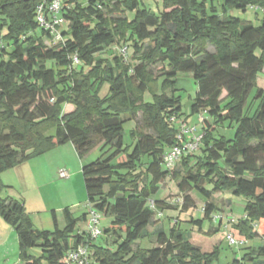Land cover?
Wrapping results in <instances>:
<instances>
[{
  "label": "trees",
  "instance_id": "1",
  "mask_svg": "<svg viewBox=\"0 0 264 264\" xmlns=\"http://www.w3.org/2000/svg\"><path fill=\"white\" fill-rule=\"evenodd\" d=\"M142 1L62 0V41L50 43L35 19L40 0H0V175L72 145L86 202L111 219L104 242L88 243L93 264H213L217 249L192 245L177 219L168 232L157 226L156 214L176 208L152 196L168 177L183 196L181 212L194 206L191 192L206 200L231 192L246 199L234 227L261 236L263 244L230 264H264V91L253 96L255 110L244 113L264 69V0H162L158 14ZM234 10L261 11L262 19L254 26ZM117 45L123 47L117 55L103 58ZM157 65L159 75L151 70ZM180 73L196 85L190 114L205 115L203 137L196 152L167 170L163 155L183 146L171 121L183 116L175 95ZM127 121L135 122L132 146L123 141ZM224 124L234 126L230 139L213 134ZM93 149L99 156L85 162ZM214 211L207 202L203 220L211 222ZM63 214V229L52 212L53 230H39L23 203L0 198V218L18 235L19 264H68V252L86 241L76 229L86 212ZM190 223L206 235L218 230ZM148 237L156 246L137 244Z\"/></svg>",
  "mask_w": 264,
  "mask_h": 264
},
{
  "label": "rangeland",
  "instance_id": "2",
  "mask_svg": "<svg viewBox=\"0 0 264 264\" xmlns=\"http://www.w3.org/2000/svg\"><path fill=\"white\" fill-rule=\"evenodd\" d=\"M141 6L158 14L162 10V0H143ZM230 14L235 17L250 20L254 26H257L262 19L261 11L242 13L234 10ZM126 16L132 18L133 13H127ZM36 33L39 35V31ZM122 48L119 45L112 46L102 56L103 58H110L111 56L117 55ZM160 68L161 65H157L151 67V70L155 75H159ZM176 88L175 95L180 98L181 113L183 116L177 119L175 126L178 128V125L183 122L190 127H196L198 132H201L202 125L204 126L201 119L205 115L190 114V104L196 91V85L191 75L186 73L178 74ZM259 89L264 91V69L258 75L256 88L248 99L244 113H252L255 110L257 103L255 104L253 96ZM107 90L108 87L104 86L100 95L103 96L106 94ZM150 98L148 94L144 96L145 101H149ZM70 109V107H67L66 111ZM141 121L139 116L136 123L142 125ZM209 121L210 124H213L212 120ZM134 128V121L124 123L123 141L125 145H133L134 141L131 139L130 133ZM213 134L215 136L222 135L230 139L234 135V126L229 128L224 124L223 126L217 127ZM61 150L60 153L47 155L43 161L36 158L28 162L27 165L22 167H19L21 165L15 166L14 169H10L0 175V180L5 186V189L0 193V198H9L23 203L26 211L31 213L29 216L34 227L39 230H53L52 212H54L58 228L63 229L65 226L63 210L65 208L69 209L74 218H80L83 211L86 210V193L81 177L80 161L77 159L78 157L72 145L68 144L66 147L63 146ZM96 151L99 154L97 149H93L88 153L84 161L90 162L96 159ZM64 163H66L65 168L61 171L70 174L72 180L63 181L55 178L54 182H52L50 179L56 175L55 168L61 167ZM189 196L194 206L190 207L186 212H181L180 208L183 204V196L179 193L176 182L168 177L158 192L152 196V199L165 201L173 205L176 210L165 209L160 215L156 214L153 221L157 220V226L161 224L163 229L168 232L174 220L177 219L180 222V230L189 235L188 239L192 245L197 246L205 253H211L214 249H217L218 254L213 264H230L233 259L240 258L242 254L250 252V250L256 249L263 244L261 236H247L245 233L240 234L234 227L237 221L244 217V206L246 203L244 197L234 196L231 192L216 194L210 200H206L196 192H191ZM207 202L215 206V211L212 213L214 217L211 219V222L203 220V208ZM191 219L202 220V228L204 231L217 227L218 230L212 235L203 234L198 231L197 227L190 223ZM110 222L111 219L109 217L100 216V227L102 230L109 227ZM252 226H254L256 232L259 231L257 224H252ZM76 229L84 231V222L78 223ZM149 229L151 230L152 227H149ZM229 235L233 237L236 243L235 245L229 246L227 239ZM103 240L104 237L99 238L96 242H104ZM137 244L143 249H151L156 246L155 238L150 237L140 240ZM30 253L34 256L39 254L37 249H32ZM18 260V235L13 228L4 223L0 218V264H19Z\"/></svg>",
  "mask_w": 264,
  "mask_h": 264
},
{
  "label": "built area",
  "instance_id": "3",
  "mask_svg": "<svg viewBox=\"0 0 264 264\" xmlns=\"http://www.w3.org/2000/svg\"><path fill=\"white\" fill-rule=\"evenodd\" d=\"M62 10V0H40L35 10L37 24L49 34L50 43L62 41L61 31L66 25V20L62 16ZM203 120L204 118L201 119L202 123ZM171 121L175 123L177 119H172ZM178 126L176 136L179 141L183 142V146L182 148L174 147L163 155L162 165L167 170H172L185 153L192 154L196 152L203 137V133L198 132L196 127H190L183 122ZM59 176L61 179L69 178V175L62 171L59 173ZM85 208L86 220L84 222V231L86 241L68 252L65 257V261L68 264H93L88 243L102 236L100 215L88 203L85 205ZM227 239L230 246L236 244L232 236H228Z\"/></svg>",
  "mask_w": 264,
  "mask_h": 264
},
{
  "label": "crops",
  "instance_id": "4",
  "mask_svg": "<svg viewBox=\"0 0 264 264\" xmlns=\"http://www.w3.org/2000/svg\"><path fill=\"white\" fill-rule=\"evenodd\" d=\"M226 138H227V137H226ZM67 145H68V144H67ZM67 145H66V146H67ZM66 146H64V147H66ZM73 150H74V148H73ZM97 150H98V149H97ZM61 151H62V150H61V147H60V148H57V149H55V150H52L51 152H48V154H46V155L40 157L39 159H41V161H43V160L46 159L45 157H46L47 155H51L52 153H60ZM98 151H99V150H98ZM52 155H54V154H52ZM95 155H96L97 157L99 156V154H98L97 151L95 152ZM97 157H96V158H97ZM77 159H78V158H77ZM79 161H80V160H79ZM29 162H30V161H29ZM27 163H28V162L23 163V164H21V166H19V167H22V166H24V165H27ZM57 164H59V163H57ZM65 165H66V163H64V165H62V166L59 167V168H58V167L55 168L54 171L56 172V175H55V177L52 176L51 179H50L52 182H54V179H55V178H57V179H59V180L61 179L60 176H59V173L61 172L62 169L65 168ZM80 168H81V162H80ZM13 169H14V168H13ZM80 171H81V169H80ZM53 175H54V174H53ZM68 175H69V178H68V179H61V180H63V181H70V180H72V177L70 176V174H68ZM86 204H87V202H86ZM85 209H86V208H85ZM85 212H86V210L83 211L82 215L85 214ZM70 213H71V212H70ZM30 214H31V213H29V215H30ZM82 215H81V216H82ZM51 219H52V217H51ZM52 223H53V222H52ZM76 232H77V230H76Z\"/></svg>",
  "mask_w": 264,
  "mask_h": 264
}]
</instances>
